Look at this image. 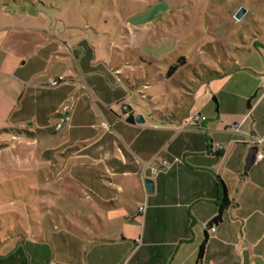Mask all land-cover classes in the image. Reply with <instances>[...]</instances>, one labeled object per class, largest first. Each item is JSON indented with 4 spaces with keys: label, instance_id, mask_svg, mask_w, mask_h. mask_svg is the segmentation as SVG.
<instances>
[{
    "label": "crops",
    "instance_id": "obj_1",
    "mask_svg": "<svg viewBox=\"0 0 264 264\" xmlns=\"http://www.w3.org/2000/svg\"><path fill=\"white\" fill-rule=\"evenodd\" d=\"M263 36L253 40L255 50L249 47L241 51L235 60L240 66L236 70L202 80L197 89L176 91L187 101H178L175 109L145 111L131 101L135 87L127 85L123 77L128 65L120 62L118 67L107 66L95 54L79 57L85 76L82 86L70 75L71 81L50 87L49 81L58 78L51 75L43 87L21 89L22 98L29 100L23 108L29 113L26 117L30 118L35 109L54 117L60 131L69 129L72 138L83 143L67 155L58 173L69 171L72 178L89 184L95 197L86 201L95 207V219L101 225H95V238L90 243L89 239L77 238L71 244L66 243L65 232L39 242L20 238L18 229L12 227L9 233L0 232V264H195L207 234L203 264L210 257V246L218 251L217 264L228 262L226 250H230L234 264H242L240 252L246 242L257 245L251 236L263 227L264 217V156L255 159L244 174L245 159L250 147L255 146L249 145L250 136L264 140ZM9 72L18 73L23 82L33 74L15 53L3 51L0 75L5 77ZM20 86L1 81L0 123L18 111L21 95L15 88ZM143 86V90L152 89L147 83ZM251 97L252 109L246 114L244 103L248 105ZM125 104L131 109V122L122 118ZM139 114L144 123H137ZM195 115L206 119L200 120L198 127L180 128L184 120ZM234 124L240 125V132L233 130ZM84 126L88 129L83 130ZM216 143L223 146V152H215ZM256 146L264 154V143ZM162 160L171 167L152 175L145 164L158 166ZM48 161L45 154L38 159L39 163ZM147 178L155 182L153 193L146 191ZM220 179L231 205L212 232L204 225L219 213L223 197ZM142 206L145 209L140 212ZM14 215L20 230L22 216L18 212ZM248 251L253 264L252 252Z\"/></svg>",
    "mask_w": 264,
    "mask_h": 264
},
{
    "label": "rangeland",
    "instance_id": "obj_2",
    "mask_svg": "<svg viewBox=\"0 0 264 264\" xmlns=\"http://www.w3.org/2000/svg\"><path fill=\"white\" fill-rule=\"evenodd\" d=\"M242 6L247 13L238 20L235 13ZM263 30L264 0H0V53H15L33 70L26 82L18 73L0 75V88L6 80L21 84L16 92L36 90L51 75L63 82L73 75L82 86L79 57L95 54L107 66L128 65L123 77L135 87L131 101L145 111L175 109L178 101H187L176 91L197 89L202 80L239 68L235 60L243 49H256L253 40ZM143 83L152 89L143 90ZM20 95L18 111L0 123V232L16 227L20 238L39 242L65 232L68 244L77 238L90 243L95 225H101L86 201L95 192L69 171L58 173L67 155L83 143L69 129L60 131L54 117L36 109L26 117L23 108L29 100ZM244 108L247 114V101ZM19 115L26 118L12 119ZM44 154L50 163L38 162ZM14 212L22 216L20 230ZM262 225L251 236L257 245L246 242L240 252L243 256L250 249L253 264H264V217ZM208 251L205 263L217 264L216 247ZM225 254V264H234L230 250Z\"/></svg>",
    "mask_w": 264,
    "mask_h": 264
},
{
    "label": "built area",
    "instance_id": "obj_3",
    "mask_svg": "<svg viewBox=\"0 0 264 264\" xmlns=\"http://www.w3.org/2000/svg\"><path fill=\"white\" fill-rule=\"evenodd\" d=\"M63 81H64V78L58 77V78H55V79H51L49 81L48 85L50 87H56V86L62 84ZM122 118H124V119L131 118V109H130L128 104H125L123 106ZM205 119H206L205 116L195 115L194 117H192L190 119L184 120V122L181 124L180 128L184 129V128H188V127H198L199 126L198 122L200 120H205ZM232 127H233V130L235 132H237V133L240 132V125L239 124H234ZM250 138H251V141H250L251 143L249 145H253V144L254 145H258L260 143H264V140L262 138H259V137L253 136V135H251ZM214 150L217 153L218 152L221 153V152H223L224 149H223V146L221 144L216 143L215 146H214ZM263 156H264L263 153L257 152L256 159L257 160L262 159ZM145 165H146V167L150 168V171H151L152 175L158 174L161 171V169L170 168L171 167V165L166 160H162L159 163L158 166H154L150 162H147ZM144 209H145V206H142V207H140L139 211L142 212V211H144ZM204 226H205V229H207V230L210 229L212 232L216 231V226L215 225L209 226L208 224H205Z\"/></svg>",
    "mask_w": 264,
    "mask_h": 264
},
{
    "label": "water",
    "instance_id": "obj_4",
    "mask_svg": "<svg viewBox=\"0 0 264 264\" xmlns=\"http://www.w3.org/2000/svg\"><path fill=\"white\" fill-rule=\"evenodd\" d=\"M247 13V9L245 7H240L237 12L235 13V18L236 19H241L245 14ZM68 113L65 114V116L63 117V123L65 122L66 118H67ZM137 123H144L145 119L144 117L139 114L136 118ZM62 123V125H63ZM258 152V146H251L248 152V155L245 159V165H244V174L246 175L250 169V167L253 165V163L255 162L256 159V155ZM145 188L147 193H153L155 190V182L153 179L151 178H147L145 179ZM242 264H251V259L249 256V251L248 250H244L243 252V262Z\"/></svg>",
    "mask_w": 264,
    "mask_h": 264
},
{
    "label": "trees",
    "instance_id": "obj_5",
    "mask_svg": "<svg viewBox=\"0 0 264 264\" xmlns=\"http://www.w3.org/2000/svg\"><path fill=\"white\" fill-rule=\"evenodd\" d=\"M253 99H254V97H251L248 100L247 107H248L249 111H251V109H252V101H253ZM213 100L217 104L216 96H213ZM127 120L130 121V122L133 121V119H131V118H129ZM220 183H221V186L223 188V197H222L220 205H219V213H218V215L215 218H213L208 223L209 226L218 225V224L222 223L223 214L231 205V201H230V198L228 196L226 186H225V184L223 183V181L221 179H220ZM207 243H208V234L206 235L205 239L203 240V242L199 246L198 257H197V261H196L195 264H203V258H204V255H205Z\"/></svg>",
    "mask_w": 264,
    "mask_h": 264
}]
</instances>
